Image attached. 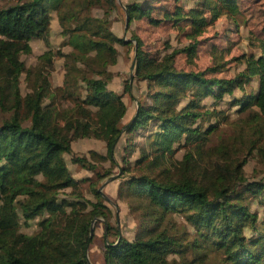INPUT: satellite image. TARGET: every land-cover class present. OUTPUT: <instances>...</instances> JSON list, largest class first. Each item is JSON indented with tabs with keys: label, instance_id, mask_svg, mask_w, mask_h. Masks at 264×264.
<instances>
[{
	"label": "trees",
	"instance_id": "trees-1",
	"mask_svg": "<svg viewBox=\"0 0 264 264\" xmlns=\"http://www.w3.org/2000/svg\"><path fill=\"white\" fill-rule=\"evenodd\" d=\"M102 2L116 1L23 0L0 7V264H90L91 221L102 217L108 223L111 213L98 180L111 172L91 181L87 197L80 182L91 176H74L66 155L82 168L96 166L91 157L74 154L71 142L102 139L112 158L121 135L145 129L148 150L133 161L122 156L121 193L130 207L145 205L149 212L131 238L115 227L116 238L104 239L102 264H264V176L249 178L243 160L216 158L202 172L196 165L218 129L216 120L202 126L204 115L213 114L204 109L205 98L228 101L237 115L264 120V38L260 53L244 56L243 68L226 77L177 68L172 55L147 56L135 37V76L147 90L122 128L127 105L107 87V66L116 61V44L126 42L106 17L90 14ZM151 9L143 2L126 4L130 19L150 17ZM53 12L71 45L64 84L52 88L39 72L22 95L19 78L26 68L20 56L31 50L32 39L47 36ZM254 131L250 146L264 161V122ZM178 147L193 151L179 166L156 173ZM90 156L105 157L94 151ZM36 218L34 231L22 229Z\"/></svg>",
	"mask_w": 264,
	"mask_h": 264
},
{
	"label": "rangeland",
	"instance_id": "rangeland-1",
	"mask_svg": "<svg viewBox=\"0 0 264 264\" xmlns=\"http://www.w3.org/2000/svg\"><path fill=\"white\" fill-rule=\"evenodd\" d=\"M17 1L23 0H0V7ZM115 1V5L102 2L101 7L95 6L89 11L98 17H106L110 30L126 42L116 44V61L107 66L109 72L107 87L112 92L121 94L127 105L121 119L122 128L132 121L137 112L138 99L143 98L147 90L146 82L135 76V37L142 42L141 48L147 56L160 59L165 55H172L173 64L177 68L208 70L207 75L232 76L243 68L244 56H257L260 53L259 45L264 38L262 31L264 0H234L233 4L229 3L231 0L224 3L221 0ZM133 2H143L151 7L150 17L130 19L126 12V4ZM177 13H182L185 19L178 22L172 20ZM51 16L47 36L43 39H32L31 50L20 56L26 68L19 78V90L22 95L32 90L31 81L39 72L49 80L52 88L64 84L67 71L65 62L69 60L66 54L70 52L71 45L67 42L68 34L63 31L64 26L59 22L56 13L53 12ZM190 44H195L194 52L183 51V47ZM219 65L216 70L210 69ZM126 84L128 88H125ZM203 104L204 109L207 112L212 110L213 114L204 115L202 126L206 127L208 121L216 120L218 129L203 147L200 157H196L199 170L202 172L204 166L211 170L212 161L215 163L216 158H226L234 161L243 160V169L249 178L264 176V161L250 146L251 138L256 136L254 127L262 124L264 120L252 113L237 115L234 111L235 106H231L225 100L216 101L207 97ZM64 105L70 108L72 103L65 101ZM148 130L121 135L114 145L112 158L106 156L107 147L102 139L80 137L71 142L74 154L91 157V162L96 166L95 170L82 168L66 155L67 165L74 176L77 178L91 176L80 182L87 197L92 198L88 191L91 181H96L98 174L111 172L98 180V190L105 198L104 203L111 210L108 220L111 228H108V223L102 217L94 219L93 240L88 248L91 264H102L104 239L106 241L116 238L115 227L121 234L131 238L141 223L140 220L144 221L147 216L145 213L149 212L145 205L130 207L121 193V179L126 174L122 173L121 169L123 159L126 157L133 161L141 156V150H148L145 138V132ZM127 136L129 145L126 148ZM92 151L105 157H92L90 156ZM192 151V148L178 147L156 173L163 172V166L170 168L173 165L179 166L184 153ZM179 220L175 219V228L180 226ZM36 222L37 218L30 221L29 225H23L22 229L31 233L36 229Z\"/></svg>",
	"mask_w": 264,
	"mask_h": 264
},
{
	"label": "water",
	"instance_id": "water-1",
	"mask_svg": "<svg viewBox=\"0 0 264 264\" xmlns=\"http://www.w3.org/2000/svg\"><path fill=\"white\" fill-rule=\"evenodd\" d=\"M94 219H96V218H94ZM94 219L91 221L90 232L92 231V223H93ZM88 260H89V258H88ZM89 263L91 264L90 260H89Z\"/></svg>",
	"mask_w": 264,
	"mask_h": 264
}]
</instances>
